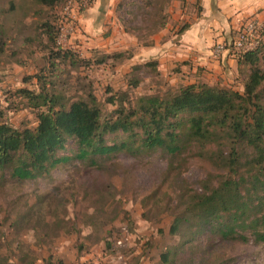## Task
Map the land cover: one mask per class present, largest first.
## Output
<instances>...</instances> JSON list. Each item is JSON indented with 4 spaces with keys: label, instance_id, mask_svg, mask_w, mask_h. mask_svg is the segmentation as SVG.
<instances>
[{
    "label": "rangeland",
    "instance_id": "1",
    "mask_svg": "<svg viewBox=\"0 0 264 264\" xmlns=\"http://www.w3.org/2000/svg\"><path fill=\"white\" fill-rule=\"evenodd\" d=\"M34 1L0 0V121L18 129L37 123V109L15 91H38L36 79L24 77L47 73L46 20L59 28L49 48L71 53V59L57 62L53 89L69 100L94 95L104 115L113 109L106 98L114 93L134 102L197 81L241 91L245 71L238 72L234 61L218 69L211 61L234 58L233 51L241 48L231 52L229 47L238 30L264 24V7L247 13L242 4L225 0L223 14L209 9L205 15L206 21L217 22L206 48L212 60L206 57L208 63L201 65L202 59L172 60L152 74L133 66L155 60L170 34L179 36L183 25L202 17V0H110L100 15L87 13L90 3L84 6L81 0H62L53 7ZM250 45L245 41L243 47ZM115 53L121 55L110 57ZM132 78L137 85L129 84ZM107 137L111 142L116 136ZM67 143L59 153L70 156L74 145ZM209 170L195 156L169 165L159 149L115 152L96 165L73 157L46 175L22 181L0 169V264H165L161 253L185 238L169 233L171 222L188 195L200 191ZM172 264H264V244L202 236Z\"/></svg>",
    "mask_w": 264,
    "mask_h": 264
},
{
    "label": "trees",
    "instance_id": "2",
    "mask_svg": "<svg viewBox=\"0 0 264 264\" xmlns=\"http://www.w3.org/2000/svg\"><path fill=\"white\" fill-rule=\"evenodd\" d=\"M61 1L34 2L53 7ZM43 26L47 73L40 70L24 77L35 78L38 91H15L37 109V123L18 129L0 121V169H9L10 176L22 181L46 175L73 157L96 165L115 152L136 155L159 149L174 165L195 156L211 170L169 227L170 234L181 232L185 238L161 253V260L176 262L202 236L264 244V24L249 36L251 48L233 51L230 44L238 72L245 71L241 91L197 81L162 95L139 96L134 102L125 93H114L106 98L113 109L105 115L92 94L69 100L55 92L51 79L57 62L71 59V53L49 48L56 43L59 28L48 20ZM157 65V60H148L133 69L145 67L156 74ZM138 82L129 80L133 85ZM111 134L116 137L109 142ZM68 140L74 145L70 156L59 153L66 150Z\"/></svg>",
    "mask_w": 264,
    "mask_h": 264
},
{
    "label": "crops",
    "instance_id": "3",
    "mask_svg": "<svg viewBox=\"0 0 264 264\" xmlns=\"http://www.w3.org/2000/svg\"><path fill=\"white\" fill-rule=\"evenodd\" d=\"M104 1H106V5H104ZM114 1V0H113ZM233 3L238 2V4H242L243 7H246L247 13L249 12H256L260 8L264 7V0H229ZM202 3L204 5V9L201 12L203 15L200 17L196 22L191 23L186 29H184L182 32L179 33V36H175V34H170L169 37H167L165 44L160 49L161 55L158 56L157 54L152 57L153 59L157 60V63H160V65H157L158 68H161V65L165 66V64H169L172 60H181L186 59L188 57L190 58H196V59H202L201 62H198L199 65H201L202 62L208 63V60L206 57H210V50H207V46H210L212 42V33H211V27L215 24L216 19L213 22H208L205 19V15L207 10H211L213 12H217V14H223V10H221L220 6L222 3H225V0H202ZM110 5V0H92V2L87 6V13L89 14H95L100 15L102 12H104L105 9H108ZM208 6V8H207ZM235 6H233L229 13L233 11ZM229 9V8H228ZM254 9V11H252ZM256 9V11H255ZM264 15V13H262ZM207 23H203V22ZM217 23V22H216ZM205 26L208 30H204ZM165 30H167L165 28ZM219 33L220 30L215 29ZM164 33V31L162 32ZM202 33H207V35H202ZM218 34V33H217ZM198 51V52H197ZM178 52V53H177ZM231 57V58H230ZM212 60V57L209 58V60ZM232 61L236 63L235 58L233 56L225 57L223 55L220 60H212L211 61V67L214 68H221L219 66L220 63H226L228 65H232ZM237 65V64H236ZM190 67V66H189ZM237 68V67H236ZM219 73L221 70H218ZM224 77V72L222 71L221 76Z\"/></svg>",
    "mask_w": 264,
    "mask_h": 264
},
{
    "label": "built area",
    "instance_id": "4",
    "mask_svg": "<svg viewBox=\"0 0 264 264\" xmlns=\"http://www.w3.org/2000/svg\"><path fill=\"white\" fill-rule=\"evenodd\" d=\"M81 1H82V5H84V6L87 5L90 2V0H81ZM260 26H261V24H260ZM72 29L73 28L71 26L70 30H72ZM255 30H257V29H250V28L243 29V28H240L238 30V31H240L239 34L236 36V38L232 42L233 47L234 48L236 47L237 49L241 48V50L251 48L254 45V42L249 40L248 38H249V36H251V34ZM245 41H248L249 43H251V45L249 47H247V48L243 47ZM216 48H217L216 49L217 51H221L223 49V46L221 44H218Z\"/></svg>",
    "mask_w": 264,
    "mask_h": 264
}]
</instances>
